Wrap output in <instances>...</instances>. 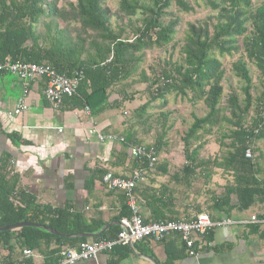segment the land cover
Instances as JSON below:
<instances>
[{
    "label": "trees",
    "instance_id": "trees-1",
    "mask_svg": "<svg viewBox=\"0 0 264 264\" xmlns=\"http://www.w3.org/2000/svg\"><path fill=\"white\" fill-rule=\"evenodd\" d=\"M203 1L216 14L189 25L182 50L183 63H174L170 59L165 62L162 75L154 80L143 72L141 82L148 84L147 91L151 99L135 111V118L129 122L132 126L128 125L130 133L125 139L129 143L144 145L137 137L134 126L144 122L150 102L161 100V107H165L168 104L167 95L173 93L182 99L190 97L188 100L193 103L202 101L208 113L202 118L194 117L193 124L183 138L187 165L182 172L185 180H189L197 169L207 171L217 168L234 173L235 185L225 187L224 192L214 200L212 209L217 215H211L214 220L232 219L234 209L247 211L258 201L264 202V168L245 156L252 141L264 140V86L258 98L259 105L255 106L256 117L247 125V116L254 106L250 71L242 61L234 64L235 75L246 83L245 100L240 102L237 96H230L224 108V89L221 84L223 70L216 54L230 56L239 52V44L242 43L248 59L264 80V2L256 6L255 0ZM172 4L185 13L193 11L185 0H121L117 16L123 23L114 27V14L106 6L105 0H76V3L62 0H0V64L7 60L45 64L59 74L78 80V95L67 99V103L80 109L88 107L92 116H98L115 104L120 107L126 101L124 98L111 105V92L116 86L136 76L145 52L162 48L173 41L179 19L165 22L166 11ZM138 16L141 18L134 21ZM128 30L133 34L132 39L127 35ZM5 73L0 70V74ZM224 124L233 128L222 136L223 141H231L233 150L222 161L201 160L203 137ZM195 142L199 144L193 148ZM165 145L162 137L157 145L149 147L160 157ZM135 162L143 169L149 168L147 162ZM13 164L12 156H0V227L33 223L49 227L63 236H54L34 227L1 231L0 246L9 253L13 252L11 243L15 241L20 249L45 254L47 259L44 264H57L65 247L77 248L89 242L87 238L75 236L95 234L105 226L102 221L87 220L69 206L53 208L39 205L37 198L22 188L20 176ZM157 170L163 175L168 174L166 164ZM137 191L138 188L136 194ZM233 195L237 197L238 206L232 204ZM141 197L143 205L151 212L146 223L172 220L165 213L169 208L165 196L158 192L148 195L147 191H143ZM123 201L125 204L114 218L115 222L120 223L131 214L124 195ZM258 218L264 221V214ZM261 227V224H250L249 233L259 234ZM119 232L120 226H112L101 236L93 238V241L115 240ZM68 235L73 238H67ZM260 238L264 242V232ZM204 239L212 243L213 233ZM146 241L135 243L133 249L115 246L108 252L107 264H119L134 252L153 257L151 251L141 247ZM52 245H55L54 249H51ZM183 246L187 254L186 244ZM205 250L211 248L206 246L201 252ZM166 254L167 261L164 264H174L180 259L178 254L171 255L168 247ZM7 259L0 263H22L13 262L9 257ZM26 264L34 262L27 260Z\"/></svg>",
    "mask_w": 264,
    "mask_h": 264
},
{
    "label": "crops",
    "instance_id": "crops-1",
    "mask_svg": "<svg viewBox=\"0 0 264 264\" xmlns=\"http://www.w3.org/2000/svg\"><path fill=\"white\" fill-rule=\"evenodd\" d=\"M45 89L44 79L24 84L10 73L0 74V156L8 154L13 157L14 170L20 176L22 188L35 196L41 206H69L87 220L102 221L106 226L115 222L114 218L119 215L125 203L122 193L109 190L102 177L108 172L120 178L139 175L138 187L145 185L137 191L140 210L145 220L150 219L151 212L143 205L141 194L143 191H147L148 195L156 193L151 190L158 187V182H153V172L159 173L158 164L154 168L143 169L129 156L126 145L118 142L103 143L96 136L90 135L94 128L104 135L114 134L124 138L129 135L128 118L123 114L128 115L132 103L126 100L120 107L115 104L98 116H87L85 108H75L67 103V99L62 106L54 109L45 96ZM24 93L28 111L10 116ZM120 94V91L111 92V105L124 100L125 96ZM137 137L140 139L139 134ZM165 201L168 202L167 199ZM259 203L249 210L253 211ZM242 212L245 211L237 212L238 215L232 214V219L249 221V215L247 218L242 217ZM165 213L172 220L180 219L173 218L177 214L169 208ZM261 225L259 234H250L248 225L211 232V250L200 252L197 256H187L183 246L185 243L177 234L161 242L148 240L141 247L151 251L153 257L134 252L119 264H154L147 258L156 264H164L167 261L166 247L171 255L180 256L174 264H264V242L260 238L264 224ZM88 241H93V238ZM11 246L12 253L0 246V261H8L9 257L13 262H22L25 259L24 250L17 247L15 241H12ZM54 248L55 245H52L51 249ZM66 249L76 248L65 247L63 250ZM32 252L35 257L28 260L34 264L45 263V254ZM108 260L106 252L100 254L97 261L79 264H107Z\"/></svg>",
    "mask_w": 264,
    "mask_h": 264
},
{
    "label": "rangeland",
    "instance_id": "rangeland-1",
    "mask_svg": "<svg viewBox=\"0 0 264 264\" xmlns=\"http://www.w3.org/2000/svg\"><path fill=\"white\" fill-rule=\"evenodd\" d=\"M185 1L193 8L192 12L185 13L175 4H172L171 8L166 11L165 22H169L175 18L179 19L176 27L177 32L173 41L162 48H154L146 51L143 63L138 69L136 76L121 83L112 90V93L120 91V96H125L126 100L132 103L131 109L129 107L127 111L128 115L123 114L128 118L129 126H132L129 122L135 118V111L151 99V95L147 91L148 84L141 82L143 72L149 79L154 80L156 77L162 75V71L165 69V62L170 59L174 63H183L184 56L182 50L187 40L189 25L202 22L216 14L205 5L203 0ZM62 2L76 3V0H62ZM120 2L121 0H105L106 6L114 14L112 18L114 27L123 23V20H119L117 16ZM263 2L264 0H255V5L259 6ZM138 18H141V16L133 20L135 21ZM124 22L127 23V20L125 19ZM127 35L130 39L133 38L130 30H128ZM241 44H239V52H235L230 56H220L218 53L216 55L222 64L223 70L221 84L224 89V99L222 102L224 108L227 106V100L230 96H237L240 102L245 100L244 89L246 88V83L235 75L233 71L234 64L242 61L250 71L252 78L251 95L254 106L246 119V124L249 125L256 117L255 106L259 105L258 98L262 94L264 80L255 65L248 59L247 53ZM166 99L168 104L165 107H161V100L150 102L145 118L143 119L144 122L134 126L136 133L140 135L141 144L146 146L157 145V142L162 137L163 142L166 143L160 152V160L157 166L166 164L170 173L166 176L156 171L153 172L155 174L153 182H158V187L156 186L154 190L160 195L165 196L168 200L169 210L177 214V216H172L173 218L180 217V219H183L204 212L214 215L216 214L212 209L214 200L224 192L225 187L235 185V175L225 169L211 168L207 171L197 169L189 180L184 179L182 170L187 165V162L185 159L183 138L193 124L194 117H205L208 110L202 101L193 103L188 100L190 97L188 99H182L173 93L167 95ZM226 114H229V111H226ZM230 130H233V128L224 124L222 127L213 129L210 135L204 136L202 139L204 146L200 151V159L210 162L216 159L219 161L224 160L228 156V153L233 150L231 141L229 139L223 141L222 139L223 134L228 133ZM198 144L195 142L193 148L198 146ZM250 149L252 150L253 157L251 160L253 163L264 168V140L252 141ZM139 186L138 189L145 185ZM232 204L238 206V200L235 195L232 196ZM239 211L236 208L232 211V214L238 215L237 212ZM263 214L264 202L262 201L253 211L242 212V217L247 218L248 215L249 218L253 215L260 217Z\"/></svg>",
    "mask_w": 264,
    "mask_h": 264
},
{
    "label": "built area",
    "instance_id": "built-area-1",
    "mask_svg": "<svg viewBox=\"0 0 264 264\" xmlns=\"http://www.w3.org/2000/svg\"><path fill=\"white\" fill-rule=\"evenodd\" d=\"M0 70L14 75L24 84L34 82L37 79H44L46 83L45 96L54 109L62 106L66 99L78 95V80H72L66 75L59 74L45 64L10 62V60H7L5 63L0 64ZM28 109L26 93H24L10 116L21 115ZM84 111L87 116H91L88 107H85ZM76 115L79 114L76 113ZM90 135L96 136L103 143L118 142L126 145L131 158L138 162H147L150 168H154L159 163L160 157L149 146L129 144L124 137L114 134L104 135L96 128L90 131ZM245 156L247 159H251L253 157L252 150L247 149ZM139 180V175L132 178H120L111 172L103 177V183L109 190L121 192L126 197L131 212L130 216L120 222V232L115 240L99 239L82 243L76 249L63 250L57 264H79L97 261L100 254L111 251L115 246L134 247L135 243L146 240L161 242L174 234L181 237L190 256H197L206 246H211L212 243H208L204 239L211 232L233 226L264 224V221L257 216H252L249 221H236L225 218L214 220L205 212L183 219L146 223L141 214L139 199L136 194ZM23 256L25 259L21 264H26L28 259L35 257L33 252L27 249L24 250Z\"/></svg>",
    "mask_w": 264,
    "mask_h": 264
},
{
    "label": "water",
    "instance_id": "water-1",
    "mask_svg": "<svg viewBox=\"0 0 264 264\" xmlns=\"http://www.w3.org/2000/svg\"><path fill=\"white\" fill-rule=\"evenodd\" d=\"M121 224L119 222H112L106 226H104L102 228V230L98 233H95V234H80V235H77L75 237L77 238H87V239H90V238H95V237H99L101 236L104 232H106L109 228H111L112 226H120ZM23 227H34V228H38V229H42L46 232H49L51 233L52 235L54 236H63L61 235L60 233L52 230L51 228L49 227H45V226H41V225H37V224H33V223H20V224H16V225H12V226H7V227H0V232L1 231H13V230H17V229H21ZM67 238H73L72 235H68L66 236ZM131 248L133 249L134 247L131 246ZM147 258V257H145ZM149 259L150 261H152L154 264H156V262H154V260L150 259V258H147Z\"/></svg>",
    "mask_w": 264,
    "mask_h": 264
}]
</instances>
